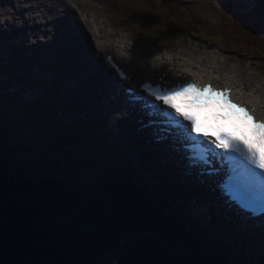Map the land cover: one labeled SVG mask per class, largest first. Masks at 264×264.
<instances>
[{
	"label": "trees",
	"instance_id": "1",
	"mask_svg": "<svg viewBox=\"0 0 264 264\" xmlns=\"http://www.w3.org/2000/svg\"><path fill=\"white\" fill-rule=\"evenodd\" d=\"M226 4L222 14L227 18L223 19L224 28L217 33L218 39L227 36L224 32L232 19L235 32L244 37L243 45L250 48L254 58H260L261 36L260 42V34H252L260 30L252 28L244 36V15L232 11L230 1ZM159 6L167 12V17H162L170 22L177 21L189 7L178 0H158ZM171 9H177V13ZM189 12L200 31L206 32L195 14ZM21 140L0 120V148L5 145L0 153V178L71 264H227L221 257V248L205 246L198 235L180 226L182 222L177 225V215L168 218L163 202L150 197L146 187L132 182L120 167H112L106 159L108 149H89L80 138L70 139V153L77 144L82 148L78 149L77 163L73 158L66 163L76 171L83 168L71 180L65 166L60 169V158L41 165L30 164L36 162L24 158L30 148L24 150L25 145L18 144ZM63 142L68 140H56L53 147L57 149Z\"/></svg>",
	"mask_w": 264,
	"mask_h": 264
},
{
	"label": "rangeland",
	"instance_id": "2",
	"mask_svg": "<svg viewBox=\"0 0 264 264\" xmlns=\"http://www.w3.org/2000/svg\"><path fill=\"white\" fill-rule=\"evenodd\" d=\"M0 1H4V0H0ZM10 1L14 2V4L18 7V11L16 13H12L13 9L10 6L0 5V23H4V22L6 23L4 26L8 27L9 29H7L4 33L6 35H10L11 37L15 38L17 44H19L20 40L23 42H28L24 39L26 37H30L28 31H25L26 33L25 36L16 37V35L24 29V25H26L27 29L31 28L32 23L41 22L42 20H44L42 17L45 16L47 17L48 15H51L49 14L48 4H54L58 6L59 9L62 10L63 12L62 17H65L69 22L68 24L67 20L63 19L65 26L59 27L60 28L59 29L60 33L58 34L59 38L65 40L67 36L71 40L72 39L71 33H75L76 35L78 34V38L76 39L81 38L86 40V37L82 34V30L80 29V27L76 25L77 23L74 22V24H72V22L69 20L70 19L69 16H71V12L69 10V7L65 5V0H39V1L10 0ZM68 1L75 7V9H77L78 6L75 5V0H68ZM88 1L90 2L91 8H94L95 5L100 7L99 13L105 12L107 13V15H109L108 13L112 14V17L108 16V18L110 19V21H114L117 27H120V33H118L119 37L115 39V41H117L118 44L122 43V45H127L128 42L130 43L129 40L139 41L138 45L141 46L142 50L149 49L155 45L158 46L166 45L168 46V48L176 49L178 52H180V54L188 55L189 57L195 60H198L200 58L209 60V58H212L213 60L211 61V65L217 69L221 68L222 73L227 72V65L230 63V65H234L231 67L229 73L231 79H234L238 84H241L242 86L245 85V81L248 82L250 84L249 86H246L248 88V91H253L256 88H262V91H264V76L260 72V67L255 65L254 63L255 59L253 60L252 57L248 54L250 48L243 45L244 43L242 42V40L244 37L240 36L235 32L233 28L234 21H232V19L228 21L227 32H224L227 34V36L224 37V40L222 42L217 41L218 43L214 44L212 41L206 39L209 37L206 36L207 34L212 35V32L213 34H217V32L219 33L223 31L224 28L222 25L223 19H226L227 17L225 16V14H222V12L225 10L224 4L229 0H179V2L181 1L182 4L187 3L189 6L188 10L185 9L187 10L185 14L183 16L179 15V19H178L180 21V24H182L186 28H183L182 25L180 24L179 26H177L178 23L177 21H176L177 23H175V26H172L171 23L167 21H163L164 18L167 17L166 11L164 8L160 10L161 6L158 7V0H88ZM262 1L263 0H233L232 6L237 11L244 13L246 15L245 23L247 26V30L245 31L244 36L250 33L252 28L257 29L258 31L260 30V33L253 32L252 34H260L259 41L261 36V41H262L261 44L264 53V5L263 6L261 5ZM149 5L151 8L149 7ZM180 8H184V7H180ZM171 11L177 13V9H171ZM189 11H192L193 14H195V19L200 21L202 26L206 28L207 34H201V33L199 34V35H205V38L192 37L196 35V33L199 32L200 29L198 23H196L193 18L188 16L191 15ZM19 14H21L22 16L24 15L26 21H19L20 19H17ZM152 14L156 17L155 22L159 18H161V20L164 22V24H162L163 27L160 28V26H158L159 28L158 32H156L157 30L153 31L148 28L145 29V25L142 23V19L148 21L149 15ZM162 16L165 17L163 18ZM17 24H20L22 27L19 32L15 30ZM178 28H182V30L189 31L185 33L188 37L183 38V36L178 31ZM190 29H194L192 30L193 32L190 33ZM40 30L41 29H39L38 32H40ZM50 30L51 27H48L47 29L44 30V32L46 33V37H44L42 34L41 35L39 34L40 36L37 39L32 38V42H38L39 39L47 40L49 38L48 33ZM30 31L32 33L36 32L32 28ZM241 33L243 34L242 30ZM0 36H2V32L0 33ZM141 40L145 41L146 43H143ZM51 43L54 46V42ZM3 46H4L3 43L0 42V47ZM24 46L27 45L19 46V49L23 48ZM30 46L31 48L27 51L26 56L22 59L23 61H20L23 62V64L20 65V68L23 71L26 70L27 73L31 74L33 77L31 81H34L35 83H37L40 80L44 81L46 80V78L47 80L53 78V75L52 73H50L49 70H44L43 68H39L38 65L35 64L37 57L36 55L39 51L38 50L35 51L34 49L35 46H32V44ZM63 46L64 47L66 46V42H63ZM1 49H0V66L6 63V55H5L6 51L5 49L2 50ZM49 53L50 54H48L47 58L52 62V58H53L52 54L54 53V50H51ZM82 54L85 55L84 51L82 52ZM262 63H264V61H262ZM88 69L89 70L92 69L91 66ZM5 71L7 73H5ZM16 74L17 71L10 66L5 67L4 72L0 71V120L3 121V124H5V121L8 120L7 123H8V129H10L9 132H11L13 136L22 138L21 142H19L18 144L25 145L24 147H28L30 148L31 151H33V153H31L30 150H27L24 156V158L26 159L29 158L31 159V161L36 162L30 164L36 166V164L41 165L46 161H51L52 158H60L61 164L65 166V171L67 175L70 176L71 180H75L76 172L81 173L83 168L79 169L78 171L71 169L70 165L66 164V161H69L68 157H71L73 158V162L77 163L78 162L77 158L79 157L78 149H76V151L74 150L72 153H69L70 155L67 154L68 152H70L71 149L70 146L72 143L71 141H68L67 145H65L63 142L62 143L63 146L59 145L60 147L57 149L53 147V145H56V140L60 141V139H64L66 132H62L63 127L60 124L54 127L52 115H50L49 112L44 110L46 106H43L42 104H38V103L35 104L36 106L34 105V101L32 100L30 93L28 92V88H27L28 84H25L24 86L18 89L17 93L13 92V94L11 93V89L5 88L10 84L11 85L15 84L16 88L17 86L20 85L21 79H17ZM56 79L54 78L55 81ZM37 90L42 92L41 91L42 87H39ZM48 93H49L48 95H52L55 98L58 91H54L53 89H51ZM14 94L15 97L13 96ZM44 95H46V93H44ZM25 96H27L32 101V105L30 107H28L25 100H23ZM13 99H16V101H13ZM103 122H105L104 119ZM94 123H92V128H94ZM111 132L110 135H107L106 133L98 134V132H94V134L90 135L88 139L85 141L89 143L96 138L97 139L104 138V142H107L109 147L114 149L115 153H122L121 156L125 158V162L127 163H123L124 160L121 158V156H119L118 159L120 160L119 162H121L124 165V168H129L130 166L132 170L138 173V174H134V178L136 181H139L142 184L144 183L149 185L151 184L157 185V180L156 178H154V175L152 174H157L158 172H154V173L152 172L151 170L152 165L148 163L146 169L139 168V164L133 162L132 161L133 159L131 160V154H133L132 150L129 147H127V145H124V141H117L114 138L115 135L114 136L111 135ZM115 144L119 145L120 148H122L123 150L117 149L115 147ZM4 146L0 148V153L3 151ZM126 154H128L127 157ZM121 163L114 162L112 163V167ZM61 168L62 167H60V169ZM60 169L59 170L56 169V171L61 172L62 170ZM129 173L130 171L128 172V174ZM154 189L156 192L168 196L174 202L178 204L181 203L180 201L173 199L172 194H170L167 191V188L163 185V181H160V183ZM192 214L193 213H191L190 215ZM188 215L189 214L185 212V216ZM200 219L201 218H199V215H197L196 218L197 223L201 227L202 226L204 227L205 225ZM197 223L196 226L199 227ZM207 228L208 231L213 236L220 237V235L212 227H209L207 225ZM222 241H224L225 243L229 242L228 239H222ZM253 257L255 259H264V256L259 257L256 256V254L253 255Z\"/></svg>",
	"mask_w": 264,
	"mask_h": 264
},
{
	"label": "snow or ice",
	"instance_id": "3",
	"mask_svg": "<svg viewBox=\"0 0 264 264\" xmlns=\"http://www.w3.org/2000/svg\"><path fill=\"white\" fill-rule=\"evenodd\" d=\"M155 59L159 61L161 57L157 56ZM120 75L126 78L123 72ZM141 88L154 98L152 102L153 108H158L159 104L162 103L166 106L163 109L164 115L170 118L175 117V123L178 126H182L185 132L189 133L194 155L206 158L208 151L223 150L216 153V155L220 157L222 162L218 171L222 175V186L225 194L241 209L253 215L264 216V158H262L260 151L246 141L226 134L223 135V140H227V143H224L221 137L217 136L211 141L210 145L205 147L203 138L207 137L208 134L204 133L202 137L200 130L197 128L195 117L179 111L176 105L172 103L170 97L189 90L219 92L230 104L244 111L245 115L251 119L254 125L253 130L259 133L261 140H264V115L257 116L255 109L248 108L240 100H232L229 97V89L227 87H215L211 82H205L200 85L185 80L166 86L163 84L154 85L149 81L143 83ZM182 121L187 123L182 124ZM212 145H214V149Z\"/></svg>",
	"mask_w": 264,
	"mask_h": 264
},
{
	"label": "water",
	"instance_id": "4",
	"mask_svg": "<svg viewBox=\"0 0 264 264\" xmlns=\"http://www.w3.org/2000/svg\"><path fill=\"white\" fill-rule=\"evenodd\" d=\"M0 178V264H70Z\"/></svg>",
	"mask_w": 264,
	"mask_h": 264
},
{
	"label": "bare ground",
	"instance_id": "5",
	"mask_svg": "<svg viewBox=\"0 0 264 264\" xmlns=\"http://www.w3.org/2000/svg\"><path fill=\"white\" fill-rule=\"evenodd\" d=\"M146 2H148V1H146ZM77 3H79V7H80V2H77ZM55 7H57V6L55 5ZM149 7H150V5H149ZM69 10H70L75 22L78 25L81 24L83 27H85L87 29L91 28V23H94L93 20H91V22H90V19H82L73 5H69ZM96 13L97 12L91 13V15H94ZM152 16L154 18H156L153 14H152ZM163 21L168 22L169 20L164 18ZM163 21L161 20V18H159L155 22V19H154L150 22V24L159 26V24H163ZM98 28H99V26L96 27V30H98ZM100 35L102 36L105 34H100ZM110 43L115 44L114 41H110ZM112 48L115 50V52H111V54H113L116 59L122 61L123 63H127V64L131 61L130 55H127V54L120 52L124 49L126 53H130L132 51L130 49V47L125 46V47H122L120 49H118L116 47H112ZM162 48H165V47H162ZM159 51H162V49H159ZM157 56L161 57V59L159 61L155 59ZM169 57H170V59H169ZM212 60H213L212 58H209V61L207 63H205V61H201V60L193 61L192 58H190L186 55L181 56L180 52H178L176 49L170 50L166 54L165 53L155 54L152 51H146L145 59L142 60L143 67L141 69H139L137 72H139L140 74H142L146 77L153 76L151 74L152 72H154V74H155L154 76L161 74V73H166V78L168 80H172V81L177 80V79H187L186 77H188V78L196 77V76H198V74H202V73L205 75L206 78H209L210 75L216 77L215 74H218V76H220V74H221L222 77L221 76L219 77V78H221L220 81H224V82L226 81L227 83H230L231 86H234L236 94H239L240 88L243 89V93L241 94L242 99L250 102L260 113L264 114V99L261 98L260 96L254 97V95L251 91L246 90V87H242L240 84L238 85V83L236 84V83L230 82L229 79H225L224 75L220 69H218V71L220 73H213V70H215V68H213V67L208 68L209 63H211ZM213 64H214V62H213ZM232 66H234V65H232ZM5 73H7V72L5 71ZM248 108H252V107H250L248 105ZM104 120L105 121L107 120L106 117H104ZM163 164L164 163H161V165H160L161 168H152L151 170L153 172H157L158 170L165 168V166ZM186 206L187 205L185 204V202H183V204H181L182 209H185ZM226 223H232V222H226Z\"/></svg>",
	"mask_w": 264,
	"mask_h": 264
}]
</instances>
